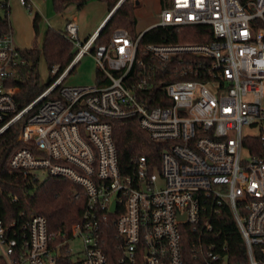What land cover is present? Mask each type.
I'll use <instances>...</instances> for the list:
<instances>
[{"label": "built area", "instance_id": "1", "mask_svg": "<svg viewBox=\"0 0 264 264\" xmlns=\"http://www.w3.org/2000/svg\"><path fill=\"white\" fill-rule=\"evenodd\" d=\"M125 1L85 41L70 18L64 35L74 57L63 71L55 64L52 82L21 109L14 81L27 60L12 31H0V136L21 125L29 144L11 153L9 167L33 181L66 177L86 197L68 229H51L43 214L7 222L0 214V264H264V0H167L144 31L208 25L213 39L150 43L141 52L144 31L135 38L119 28L99 42ZM10 9L0 0V20ZM88 54L101 77L64 84ZM134 116L163 148L158 164L141 154L124 173L111 119ZM223 207L242 234L240 263L214 232Z\"/></svg>", "mask_w": 264, "mask_h": 264}, {"label": "trees", "instance_id": "2", "mask_svg": "<svg viewBox=\"0 0 264 264\" xmlns=\"http://www.w3.org/2000/svg\"><path fill=\"white\" fill-rule=\"evenodd\" d=\"M57 12H63L71 5L83 8L90 0H52ZM108 5V13L120 2V0H100ZM163 5L167 0H162ZM107 13V14H108ZM34 30L36 40L34 46L21 53L27 62L20 67V77L14 81L20 87L16 95V102L19 108L24 107L40 93L47 85H42L38 80L37 64L40 58V47L38 39L40 37V13L34 17ZM137 18L134 15V5L132 0H126L118 11L112 15L101 31L99 42H104L110 38L116 29L126 28L136 38L135 25ZM0 31H12L9 12L0 20ZM213 39V31L206 25H189L188 27H163L144 31L140 40V52L146 44L150 43H173V42H207ZM42 50L45 52L49 67L52 70L55 64H60L61 71L71 62L76 51L73 44L64 35V29L49 28L42 38ZM147 56L145 59L147 60ZM208 64V61H204ZM171 72V68L168 70ZM101 77L100 70L97 71V79ZM178 76L167 77L166 81L178 79ZM192 78V77H191ZM190 79V78H188ZM203 80V79H202ZM161 104V103H158ZM113 125V135L119 152L120 168L124 173H129L134 164V159L145 154L148 159L158 164L162 153L163 143L152 141L150 135L139 125L138 118L130 117L123 119H111ZM21 125L14 126L0 136V214L7 222L22 212L25 215L43 214L46 216L50 228L53 230L71 228L77 220L81 218L85 208V192L83 187L63 176H49L43 181H33L25 177L18 171L9 167L11 153L24 146L29 145L21 141L19 136ZM256 153L263 149L255 148ZM214 232L221 235V241L227 242L231 260L240 263L245 259L243 251V238L240 234L235 217L229 207H223L219 214L212 217ZM191 258L187 264H193Z\"/></svg>", "mask_w": 264, "mask_h": 264}, {"label": "rangeland", "instance_id": "3", "mask_svg": "<svg viewBox=\"0 0 264 264\" xmlns=\"http://www.w3.org/2000/svg\"><path fill=\"white\" fill-rule=\"evenodd\" d=\"M36 2L38 8L30 12L25 5L19 0H10L11 9L9 11V19L12 24V36L19 49L25 51L34 46L36 40L34 30V20L36 13H40V37L38 45L40 47V58L38 60V80L42 85H47L53 78L52 70L49 67L48 61L43 52L42 38L44 33L49 28L57 30L65 29L67 22L76 14L79 22V31L81 41L87 40L94 29L99 25L108 13V5L105 1L90 0L83 8H78L77 5H71L62 13L57 12L54 8L52 0H33ZM132 0L134 5V15L137 18L135 25V33H140L150 26H153L160 19V12L163 5L162 0ZM77 69L71 73L64 84L72 85H93L97 79V65L92 54L86 55L77 65ZM20 77V72H19ZM245 132H256L255 130L244 129ZM72 251L82 248L81 242L78 240L71 245Z\"/></svg>", "mask_w": 264, "mask_h": 264}, {"label": "crops", "instance_id": "4", "mask_svg": "<svg viewBox=\"0 0 264 264\" xmlns=\"http://www.w3.org/2000/svg\"><path fill=\"white\" fill-rule=\"evenodd\" d=\"M106 15H107V14H106ZM72 17H77V15H76V14H73ZM77 18H78V17H77ZM105 18H106V16H105ZM105 18H104V19H105ZM69 20H70V19H69ZM103 22H104V20H103L99 25H97V27L94 29V31H96V30L102 25ZM94 31H93V32H94ZM93 32H92V33H93Z\"/></svg>", "mask_w": 264, "mask_h": 264}, {"label": "water", "instance_id": "5", "mask_svg": "<svg viewBox=\"0 0 264 264\" xmlns=\"http://www.w3.org/2000/svg\"><path fill=\"white\" fill-rule=\"evenodd\" d=\"M137 3H139V0L137 1ZM116 206V203L114 202V205H113V207H115Z\"/></svg>", "mask_w": 264, "mask_h": 264}]
</instances>
